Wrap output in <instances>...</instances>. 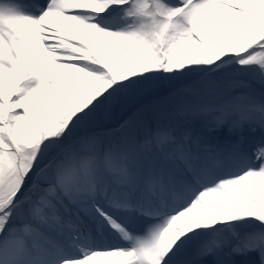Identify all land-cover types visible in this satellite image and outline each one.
Wrapping results in <instances>:
<instances>
[{
    "label": "snow or ice",
    "instance_id": "6c2138e0",
    "mask_svg": "<svg viewBox=\"0 0 264 264\" xmlns=\"http://www.w3.org/2000/svg\"><path fill=\"white\" fill-rule=\"evenodd\" d=\"M0 264H264V0H0Z\"/></svg>",
    "mask_w": 264,
    "mask_h": 264
}]
</instances>
